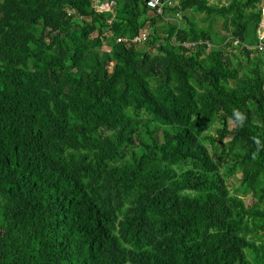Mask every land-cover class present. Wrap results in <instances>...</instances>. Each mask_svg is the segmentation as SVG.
<instances>
[{
    "label": "trees",
    "instance_id": "1",
    "mask_svg": "<svg viewBox=\"0 0 264 264\" xmlns=\"http://www.w3.org/2000/svg\"><path fill=\"white\" fill-rule=\"evenodd\" d=\"M263 4L0 0V264H264Z\"/></svg>",
    "mask_w": 264,
    "mask_h": 264
},
{
    "label": "built area",
    "instance_id": "2",
    "mask_svg": "<svg viewBox=\"0 0 264 264\" xmlns=\"http://www.w3.org/2000/svg\"><path fill=\"white\" fill-rule=\"evenodd\" d=\"M165 1L169 3L170 0H147V5L153 9H155L156 12L160 13L162 10V6L165 4ZM100 9H109L111 10V6L108 3H101L99 4ZM263 15H264V9H263ZM178 16V15H177ZM179 17V16H178ZM263 26H264V17H263ZM147 38V32L146 31H141L137 36H135L131 41L133 42H144ZM258 38L260 41L264 38V28L263 31L258 35ZM120 40V39H118ZM237 41L235 40L234 43ZM258 49L260 51L264 50V44L260 42L258 44Z\"/></svg>",
    "mask_w": 264,
    "mask_h": 264
},
{
    "label": "rangeland",
    "instance_id": "3",
    "mask_svg": "<svg viewBox=\"0 0 264 264\" xmlns=\"http://www.w3.org/2000/svg\"><path fill=\"white\" fill-rule=\"evenodd\" d=\"M263 8H264V4H263ZM198 19H199V14H196L195 15ZM147 29V28H146ZM215 29V28H214ZM148 31L147 32H150L149 31V27H148V29H147ZM153 51V50H152ZM215 127H218L219 125L216 123L215 125H214ZM238 176H239V174H238ZM237 176V177H238ZM234 179L232 178L231 179V181L233 182V183H236L235 181H233ZM243 198H244V200H245V202H246V204H251L253 201H254V197H253V195L250 193V194H247V195H245V196H243Z\"/></svg>",
    "mask_w": 264,
    "mask_h": 264
},
{
    "label": "crops",
    "instance_id": "4",
    "mask_svg": "<svg viewBox=\"0 0 264 264\" xmlns=\"http://www.w3.org/2000/svg\"><path fill=\"white\" fill-rule=\"evenodd\" d=\"M209 1V3H214V2H219V0H208ZM221 2H222V0H220ZM196 15V14H195Z\"/></svg>",
    "mask_w": 264,
    "mask_h": 264
}]
</instances>
